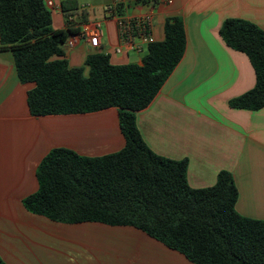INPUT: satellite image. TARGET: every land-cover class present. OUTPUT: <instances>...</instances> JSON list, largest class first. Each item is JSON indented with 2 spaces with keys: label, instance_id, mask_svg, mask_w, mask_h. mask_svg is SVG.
I'll return each mask as SVG.
<instances>
[{
  "label": "crops",
  "instance_id": "obj_1",
  "mask_svg": "<svg viewBox=\"0 0 264 264\" xmlns=\"http://www.w3.org/2000/svg\"><path fill=\"white\" fill-rule=\"evenodd\" d=\"M52 27L69 26L79 35L85 19L61 11L52 0ZM112 0L105 7L114 4ZM119 14L153 15L156 42L165 39V23L181 18L186 49L180 63L154 100L136 113L137 127L156 154L187 160V180L194 189L213 186L221 171L233 175L239 190L237 212L264 220V108L233 109L229 101L254 88L249 58L228 47L219 31L227 19H240L264 31V0H157L149 5L121 0ZM94 8V5H90ZM97 20V19H96ZM98 49L81 39L65 50L69 66L82 67L94 53L116 65L142 64L147 53L116 54L114 17L105 14ZM70 23V24H69ZM32 84L19 80L13 54L0 52V258L5 264H194L131 226L98 222L63 224L29 213L23 199L38 190L36 171L55 148L99 157L125 145L118 109L92 113L33 116L27 103Z\"/></svg>",
  "mask_w": 264,
  "mask_h": 264
},
{
  "label": "trees",
  "instance_id": "obj_2",
  "mask_svg": "<svg viewBox=\"0 0 264 264\" xmlns=\"http://www.w3.org/2000/svg\"><path fill=\"white\" fill-rule=\"evenodd\" d=\"M61 11L66 19L77 15L78 0H62ZM75 32L70 26L53 29L46 0H0V52L10 51L19 80L33 85L27 93L31 115L115 107L125 138L120 151L99 157L52 149L37 168L38 190L23 199L25 209L63 224L131 226L194 264H264V220L237 212L233 175L221 171L213 186L194 189L187 180V160L154 153L137 127L136 113L154 100L183 58L182 19H167L165 39L148 46L142 64L116 65L109 55L94 53L86 59L87 75L66 58L64 44ZM219 34L249 58L256 77L254 88L229 106L263 109L264 31L245 20L227 19ZM0 264H5L1 258Z\"/></svg>",
  "mask_w": 264,
  "mask_h": 264
},
{
  "label": "built area",
  "instance_id": "obj_3",
  "mask_svg": "<svg viewBox=\"0 0 264 264\" xmlns=\"http://www.w3.org/2000/svg\"><path fill=\"white\" fill-rule=\"evenodd\" d=\"M120 1L116 0L114 4L107 6L105 9V15L107 17H114L116 22L119 45L114 51L116 54L127 52L143 53L144 50L148 49L150 44L156 42L152 33L153 15L150 13L137 15L119 14ZM46 6L49 9H53V1L46 0ZM103 34L104 21L94 20L90 24L85 25L84 30L79 35L68 37L64 48L65 50L73 49L83 39L87 40L92 48L98 49Z\"/></svg>",
  "mask_w": 264,
  "mask_h": 264
},
{
  "label": "rangeland",
  "instance_id": "obj_4",
  "mask_svg": "<svg viewBox=\"0 0 264 264\" xmlns=\"http://www.w3.org/2000/svg\"><path fill=\"white\" fill-rule=\"evenodd\" d=\"M111 1L112 0H78L79 13L74 17H79L81 19L82 12H88L90 18L98 20L105 14V6ZM90 5H94V8H91ZM131 55L134 56L135 53L132 52Z\"/></svg>",
  "mask_w": 264,
  "mask_h": 264
}]
</instances>
